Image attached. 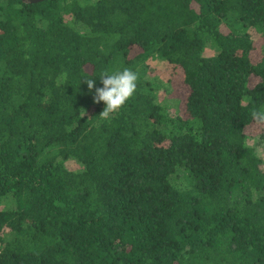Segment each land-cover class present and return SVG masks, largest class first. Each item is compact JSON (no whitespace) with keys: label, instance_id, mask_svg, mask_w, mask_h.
<instances>
[{"label":"trees","instance_id":"1","mask_svg":"<svg viewBox=\"0 0 264 264\" xmlns=\"http://www.w3.org/2000/svg\"><path fill=\"white\" fill-rule=\"evenodd\" d=\"M123 68L103 120L85 79ZM256 109L264 0H0V264H264Z\"/></svg>","mask_w":264,"mask_h":264},{"label":"clouds","instance_id":"2","mask_svg":"<svg viewBox=\"0 0 264 264\" xmlns=\"http://www.w3.org/2000/svg\"><path fill=\"white\" fill-rule=\"evenodd\" d=\"M93 77H99L101 86H96ZM137 79V74L128 68L92 75L85 79L88 89H94L93 102H103V110L99 113L101 119L110 120L118 113L135 93ZM251 115L257 124H264V109L253 110Z\"/></svg>","mask_w":264,"mask_h":264},{"label":"rangeland","instance_id":"3","mask_svg":"<svg viewBox=\"0 0 264 264\" xmlns=\"http://www.w3.org/2000/svg\"><path fill=\"white\" fill-rule=\"evenodd\" d=\"M206 53L212 52L207 49ZM255 55H258V52H256ZM155 63L156 64H153L152 67L149 68L146 76L152 79L155 78V81L163 84L159 91L158 100H161L169 110H175L178 107L183 108L184 100L187 95L185 86L181 83L177 74L168 77L169 69L160 65L159 62ZM259 129L260 125L253 123L248 127L247 131L250 134H256ZM69 164L73 166V162H69Z\"/></svg>","mask_w":264,"mask_h":264},{"label":"water","instance_id":"4","mask_svg":"<svg viewBox=\"0 0 264 264\" xmlns=\"http://www.w3.org/2000/svg\"><path fill=\"white\" fill-rule=\"evenodd\" d=\"M22 2H25V3H37V2H40V1H43V0H21Z\"/></svg>","mask_w":264,"mask_h":264}]
</instances>
